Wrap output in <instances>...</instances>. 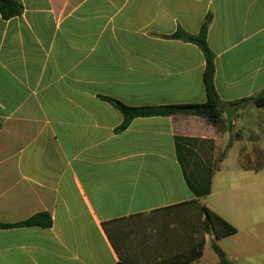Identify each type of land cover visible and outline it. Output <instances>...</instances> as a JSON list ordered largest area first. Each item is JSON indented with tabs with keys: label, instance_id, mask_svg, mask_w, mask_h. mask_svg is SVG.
<instances>
[{
	"label": "crops",
	"instance_id": "0c3cea01",
	"mask_svg": "<svg viewBox=\"0 0 264 264\" xmlns=\"http://www.w3.org/2000/svg\"><path fill=\"white\" fill-rule=\"evenodd\" d=\"M0 14V264H220L205 206L236 227L232 264H264V0H15ZM224 105L134 119L128 106L207 101L200 32ZM210 175L198 197L196 179ZM195 178V179H194ZM202 255L198 257V253Z\"/></svg>",
	"mask_w": 264,
	"mask_h": 264
},
{
	"label": "trees",
	"instance_id": "16d2710c",
	"mask_svg": "<svg viewBox=\"0 0 264 264\" xmlns=\"http://www.w3.org/2000/svg\"><path fill=\"white\" fill-rule=\"evenodd\" d=\"M23 12V7L15 0H0V14L8 20L16 16H20ZM211 23V15H208L202 23L200 32L197 35H191L184 31H177L171 38L182 39L184 41L197 45L204 53L206 60V67L204 72V79L207 89V101L204 103H188L177 105H160V106H128L117 99L105 97L114 107H116L123 115V123L119 127V131L128 128L131 122L136 118L141 117H155V116H198L204 118L208 123L221 129L224 124V105L217 93L215 87V56L208 45V30ZM254 104L258 107L264 108V93L251 98ZM1 127V124H0ZM195 179V178H194ZM191 189L196 196H207L211 191L210 175L199 180L196 179L194 184H190ZM206 214L204 223L208 232L215 234L216 240L233 235L237 232L236 227L223 220L220 216L209 210L207 207H202ZM39 226L42 228L52 227V218L48 213H38L28 218L27 220L16 224H0V228L12 227H31ZM212 241V248L220 258V264H232L224 250L217 244V241ZM202 255V251L198 253V257Z\"/></svg>",
	"mask_w": 264,
	"mask_h": 264
},
{
	"label": "rangeland",
	"instance_id": "374dc122",
	"mask_svg": "<svg viewBox=\"0 0 264 264\" xmlns=\"http://www.w3.org/2000/svg\"><path fill=\"white\" fill-rule=\"evenodd\" d=\"M258 107V106H257ZM260 108H262V107H260Z\"/></svg>",
	"mask_w": 264,
	"mask_h": 264
}]
</instances>
